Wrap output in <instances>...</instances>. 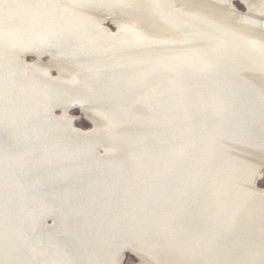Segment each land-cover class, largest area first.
Segmentation results:
<instances>
[{"label":"bare ground","instance_id":"1","mask_svg":"<svg viewBox=\"0 0 264 264\" xmlns=\"http://www.w3.org/2000/svg\"><path fill=\"white\" fill-rule=\"evenodd\" d=\"M126 10L120 0H0V262L118 264L121 244L120 254L134 248L145 264H264V218L250 214L264 209L259 74L222 78L176 60L153 73L158 98L141 120L86 108L97 100L71 61L110 59L152 38L143 20L119 18ZM246 21L263 29L264 12ZM27 48L49 59L25 68ZM58 92L95 128L73 129L66 112L53 118L49 95ZM78 200L102 213L105 231L87 245L58 231L73 223L64 221Z\"/></svg>","mask_w":264,"mask_h":264},{"label":"rangeland","instance_id":"2","mask_svg":"<svg viewBox=\"0 0 264 264\" xmlns=\"http://www.w3.org/2000/svg\"><path fill=\"white\" fill-rule=\"evenodd\" d=\"M120 1L125 4L127 10L122 11L119 18L138 17L154 29V33L152 32V38L146 45L130 46L122 51L121 55L110 59V56L97 58L87 55L81 62L71 61V69L86 80L82 91L97 100L96 104L86 105V108L94 107L110 115L120 116L127 123L141 120L146 108L158 98V92L152 88L155 83L153 73L162 67L175 68L173 62L176 60L186 61V64H199L222 78H231L235 72L240 71L245 75L257 73L260 76V84L254 86L255 96L264 100V27L258 29L253 22L246 21L249 13L255 17L264 12V0H252L253 5H248L244 0H230L228 4L223 0ZM232 11L236 15L231 16ZM205 20L209 22L210 27L201 30ZM108 21L109 19L104 21V26L108 28L109 33L117 36V27ZM115 48L123 50L119 46ZM22 56L26 61L23 65L25 68L34 59H41L43 62L49 59L40 48H27ZM57 75V71L52 69V78ZM27 76L29 77L28 74ZM192 77L193 73L190 72L185 74L183 79L191 80ZM103 83L105 87L101 88ZM134 90H137V93H134ZM127 92L131 95L122 100V96ZM103 93H110L111 97L102 99ZM62 95L60 92L49 95L51 116L55 118L66 112L72 117L73 129H94L96 125L86 118L80 108L69 111V108L62 104ZM94 143L92 142L93 149ZM104 151L105 147L98 149L97 154L103 155ZM256 176L255 184L259 189H264V167H259ZM69 206L64 222L73 223L62 228L59 225V232L69 236L75 235L83 245L90 244V241L104 233V226H101L100 221L102 213L99 216L89 213L85 208L86 203L80 200L70 203ZM250 214L264 218V209H256ZM48 219L47 225L52 226L55 219ZM86 235L88 236L85 237ZM86 238L90 241H86ZM120 246L121 244L115 253L118 264H145L134 248L120 254Z\"/></svg>","mask_w":264,"mask_h":264},{"label":"water","instance_id":"3","mask_svg":"<svg viewBox=\"0 0 264 264\" xmlns=\"http://www.w3.org/2000/svg\"><path fill=\"white\" fill-rule=\"evenodd\" d=\"M79 108H80V107H79L77 104H74V105H72V106L69 108V111L72 110V109H79ZM49 220H50V219H48V221H49ZM126 252H129V250H127V249L124 250V253H126ZM124 253H123V254H124Z\"/></svg>","mask_w":264,"mask_h":264}]
</instances>
